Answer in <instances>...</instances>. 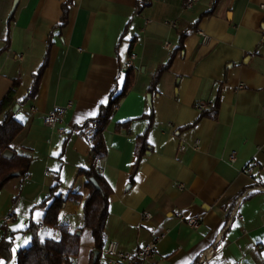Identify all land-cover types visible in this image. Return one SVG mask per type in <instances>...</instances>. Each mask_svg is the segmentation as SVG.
<instances>
[{"label": "crops", "instance_id": "1", "mask_svg": "<svg viewBox=\"0 0 264 264\" xmlns=\"http://www.w3.org/2000/svg\"><path fill=\"white\" fill-rule=\"evenodd\" d=\"M14 1L0 0V102L15 86L13 118L22 131L12 148L30 162L25 176L0 190V243L9 242L0 264H16L32 241L27 229L43 225L56 197H70L58 220L78 233L73 264L92 263L81 174L91 167L111 189L105 245L133 254L159 239L153 257L128 264H264V0H202L191 8L190 0H150L143 8L141 0H17L12 12ZM126 69L132 86L103 132L106 154L97 161L81 127L121 90ZM215 101L216 117H200ZM58 108L62 117L50 129L42 119ZM151 108L149 150L137 162L136 138ZM177 214L200 218V227ZM38 234L60 239L45 226ZM105 260L100 254L97 264Z\"/></svg>", "mask_w": 264, "mask_h": 264}, {"label": "trees", "instance_id": "2", "mask_svg": "<svg viewBox=\"0 0 264 264\" xmlns=\"http://www.w3.org/2000/svg\"><path fill=\"white\" fill-rule=\"evenodd\" d=\"M150 0H141L140 7L148 6ZM4 51L1 50L0 54ZM169 62L159 67L153 76L149 93L156 92V85L163 72L168 69ZM44 64L33 77V83L28 92L27 98L35 95L39 79L41 77ZM133 72L131 69H126L124 84L119 91L111 93L108 103L101 107L96 118L84 123L81 127L83 133L91 132L90 144L95 160H101L106 154V147L103 140V132L107 128L110 119L118 107L121 99L126 95L132 86ZM16 87L9 90L4 99L0 102V115L4 114V118L0 121V190L5 184L16 177H22L27 174L30 159L28 157L17 155L12 144L15 138L22 131V126L13 118L12 112L13 96ZM218 109V101H215L213 107L208 111H203L200 117L215 118ZM148 118L149 124L145 132L136 138L135 154L137 162L148 152L149 147L146 143V136L152 126V108ZM128 124H121L115 127L116 131L128 129ZM5 151L12 153L11 158L4 156ZM136 162V163H137ZM137 165V164H136ZM85 178V188L87 195L83 204V228L89 229L94 239V251H101L105 246V223L107 219L108 198L111 194V189L106 184L95 167L88 170L81 171ZM94 180L98 188L90 182ZM70 197L62 198L56 197L47 207L43 225L45 227L53 228L59 232L60 239L58 241L49 238H42L38 234V227L31 225L27 230L32 234V241L29 247L20 251L17 255L16 264H68V261L77 256L79 247V238L75 234L70 233L69 228L61 225L58 220V214L63 208L66 201ZM9 247V242L3 241L0 243V253H6ZM98 263V259L96 264Z\"/></svg>", "mask_w": 264, "mask_h": 264}, {"label": "built area", "instance_id": "3", "mask_svg": "<svg viewBox=\"0 0 264 264\" xmlns=\"http://www.w3.org/2000/svg\"><path fill=\"white\" fill-rule=\"evenodd\" d=\"M202 0H190L187 4V8H191L194 4L199 3ZM197 34L201 37V42L202 44H206L208 42V37L200 30H197ZM165 47L169 48V44L165 43ZM130 65L127 66V68H129ZM197 109L202 110L204 108L203 105H198L196 106ZM62 112L63 109L58 108L55 109L53 111H51L50 113L46 114L42 121L43 124L50 128L53 129L55 127V125L57 124L58 121H60L61 117H62ZM60 134H64L63 130H59ZM84 134H86L89 139L91 136V132H86V133H82L81 135L83 136ZM197 146V143H195L194 147ZM235 159V155L232 154L229 157L230 162H233ZM257 167L255 162H251L247 165L245 172L247 174H252L254 169ZM178 218L180 220H183V222H185V224L191 228V229H198L201 225V219L200 218H182L181 215L177 214ZM142 217L143 219H150L151 215L149 213H142ZM2 220L4 222H11L13 220V216L12 215H5ZM44 228L43 225L39 226V229L42 230ZM159 239H154L152 241V243L142 249H139L137 252L130 254V253H126L123 251H120L117 247V245L115 243H108L106 244L102 251L101 254L105 256V264H128V263H134L137 261H146L147 259L153 257V255L155 254V247L156 244L158 242ZM209 258L208 254H204L202 257V260H206ZM68 264H73V260L68 261Z\"/></svg>", "mask_w": 264, "mask_h": 264}, {"label": "water", "instance_id": "4", "mask_svg": "<svg viewBox=\"0 0 264 264\" xmlns=\"http://www.w3.org/2000/svg\"><path fill=\"white\" fill-rule=\"evenodd\" d=\"M16 4H17V0L14 1L13 3V8H12V12L14 11L15 7H16ZM147 101L150 102L151 101V96L150 95H147ZM18 108V105H15L12 109V112L14 113ZM108 144H109V138H108ZM4 156L7 157V158H11L12 157V153L10 151H5L4 152ZM15 177L17 176V174L14 175ZM90 182L95 186V188H98L97 187V184L95 183L94 180L90 179ZM76 235H78V233H76ZM100 255V252L99 251H93V255H92V263L91 264H96L97 262V259Z\"/></svg>", "mask_w": 264, "mask_h": 264}]
</instances>
